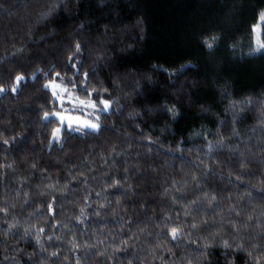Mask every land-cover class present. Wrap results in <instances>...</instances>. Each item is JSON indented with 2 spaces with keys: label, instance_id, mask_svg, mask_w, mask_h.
I'll use <instances>...</instances> for the list:
<instances>
[{
  "label": "trees",
  "instance_id": "obj_1",
  "mask_svg": "<svg viewBox=\"0 0 264 264\" xmlns=\"http://www.w3.org/2000/svg\"><path fill=\"white\" fill-rule=\"evenodd\" d=\"M262 12L0 0V264H264ZM50 80L115 101L98 131L52 142Z\"/></svg>",
  "mask_w": 264,
  "mask_h": 264
},
{
  "label": "snow or ice",
  "instance_id": "obj_2",
  "mask_svg": "<svg viewBox=\"0 0 264 264\" xmlns=\"http://www.w3.org/2000/svg\"><path fill=\"white\" fill-rule=\"evenodd\" d=\"M260 18L262 21H264V12H262L260 14ZM208 47L211 48L212 45L209 44ZM260 49H264V43H261L259 45V48L257 49V51H259ZM75 50H76V53H79L81 50L80 45L78 43L75 45ZM68 59H69V62L71 63L72 57H69ZM78 63H79V61H77L76 63H71V67L73 69H76V76L79 75V68L77 67ZM187 67L188 66H185V68H187ZM88 76H89V74L86 72L83 74V81L85 84L87 83ZM56 77L58 79L62 80L60 72H56ZM22 79H23V77H21V76L17 77L18 82L21 81ZM74 81H75V77L73 79V84H72L73 88L76 87ZM45 88H49L51 90L52 97L55 100L59 101L61 106L64 105L65 99L67 98V101L69 103H72L74 106L79 105L81 108H88V109H91L93 112L106 113V112L110 111L112 104L115 102L111 99L104 98L98 92H88L89 97L95 96V98L80 99L78 96L74 95V93L72 91H70V89L67 87V85H65L62 82L57 83L56 81L50 80L45 85ZM104 91L107 92V89H104ZM165 107H167V105ZM168 111L172 114L173 118H175L176 115H178L177 110L175 108H169ZM50 115L57 117L61 126H63L65 121H67V127L69 129L73 128V123L75 122V124L77 125V127L75 128L76 131H79L80 127H83L85 129H91L93 131H98L101 127V125L99 123V120H100L99 115H97L95 117L96 122H92L91 120H87V119L82 120L80 117L65 115L62 112H52L51 114L49 112H44V119L48 120ZM62 130H63V127H58V128L53 130V132H52L53 140L59 139V134L62 132ZM5 143H6V141H5ZM210 147H211V145H210ZM171 235H172V238L175 239L177 236V229L173 228L171 230ZM227 246H228L227 242H225V247H227Z\"/></svg>",
  "mask_w": 264,
  "mask_h": 264
},
{
  "label": "rangeland",
  "instance_id": "obj_3",
  "mask_svg": "<svg viewBox=\"0 0 264 264\" xmlns=\"http://www.w3.org/2000/svg\"><path fill=\"white\" fill-rule=\"evenodd\" d=\"M259 27H255L253 29L254 31V48L256 50V52H260L261 49L259 51H257V49L259 48V45L261 44V41H260V37H259V30H258ZM49 89V88H48ZM50 90V89H49ZM51 91V90H50ZM58 105H59V112H62L63 114L65 115H70V116H74V117H80L82 120H91L92 122H95V117L99 114V112H93L91 109H88V108H81L79 105H73L72 103H69L67 101V98L65 99V103L63 106L60 105L59 101L55 100ZM73 111H77L78 113H80L81 115L79 114H74L72 113ZM53 118H55L58 122V118L55 117V116H52ZM60 123V122H59ZM61 125V124H60ZM61 127H67V121H65L64 125L61 126ZM77 127V125L75 124V122L73 123V130H75V128ZM69 129V128H68ZM89 130V131H93L91 129H85L83 127H80V130ZM71 130V129H69ZM60 140V134H59V139L57 140H53V137H52V142H57Z\"/></svg>",
  "mask_w": 264,
  "mask_h": 264
}]
</instances>
